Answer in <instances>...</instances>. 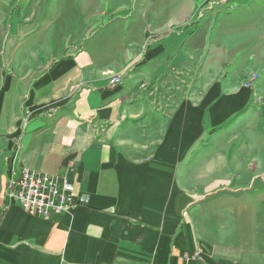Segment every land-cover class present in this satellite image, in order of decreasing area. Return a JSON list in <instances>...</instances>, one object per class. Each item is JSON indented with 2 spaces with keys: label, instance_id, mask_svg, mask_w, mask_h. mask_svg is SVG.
Returning a JSON list of instances; mask_svg holds the SVG:
<instances>
[{
  "label": "crops",
  "instance_id": "0c3cea01",
  "mask_svg": "<svg viewBox=\"0 0 264 264\" xmlns=\"http://www.w3.org/2000/svg\"><path fill=\"white\" fill-rule=\"evenodd\" d=\"M151 24L113 88L79 73L78 54L16 77L26 42L0 30V264H264V81L257 94L243 78L222 82L224 48L207 62L203 22ZM176 79L201 83L163 89ZM203 136L197 172L190 150ZM10 158L66 174L86 204L53 219L7 206Z\"/></svg>",
  "mask_w": 264,
  "mask_h": 264
},
{
  "label": "rangeland",
  "instance_id": "374dc122",
  "mask_svg": "<svg viewBox=\"0 0 264 264\" xmlns=\"http://www.w3.org/2000/svg\"><path fill=\"white\" fill-rule=\"evenodd\" d=\"M145 19L149 24L158 22L163 28L172 30L183 26L190 28L199 21L203 22V29L208 26L205 53L209 49L210 53L207 62H218L221 56L213 55L211 59L210 55L215 45L221 46L224 48L221 72L225 77L221 78L222 82L226 80L230 84L243 78L242 87L257 94V83L260 85V80L264 81V0H0V30H6L4 37L10 34V37L15 36L16 43L26 42L25 50L20 49L15 54L10 67L16 77L28 71L35 78L44 71L43 65L50 68L57 60L78 54L79 73L82 72L85 78L103 73L108 76L107 86L113 88L124 78L118 68L126 61L130 44L132 50L140 44ZM186 19H189L187 23ZM7 53L10 58L8 49ZM178 82L176 79L169 85L166 83L163 89L179 87L178 94L182 95L188 90L193 93L201 83L197 80L194 88L186 89L187 84ZM226 128L228 138L236 136V115L229 116ZM203 138L190 150V154H194V171L197 172L203 167V159L195 157L207 155L202 147ZM14 146L18 151L20 139ZM8 162L7 181L13 171L18 173L21 169L44 172L18 165L11 158ZM187 165L185 157L178 169L184 171ZM49 175L66 179L72 186V193L81 195L83 200H77L76 207L86 204V197L75 193L74 185L66 174ZM11 204L15 203L7 199V206ZM76 207L45 219L71 214Z\"/></svg>",
  "mask_w": 264,
  "mask_h": 264
},
{
  "label": "built area",
  "instance_id": "2783aa9c",
  "mask_svg": "<svg viewBox=\"0 0 264 264\" xmlns=\"http://www.w3.org/2000/svg\"><path fill=\"white\" fill-rule=\"evenodd\" d=\"M71 187L64 178L21 169L9 177L6 197L30 215L49 218L55 213L70 212L77 200H83L81 195L72 193Z\"/></svg>",
  "mask_w": 264,
  "mask_h": 264
}]
</instances>
